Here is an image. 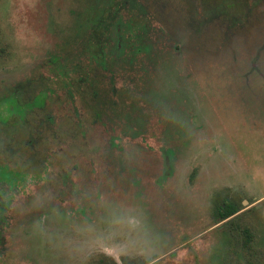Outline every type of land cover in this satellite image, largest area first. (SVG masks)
I'll return each mask as SVG.
<instances>
[{"label":"rangeland","instance_id":"1","mask_svg":"<svg viewBox=\"0 0 264 264\" xmlns=\"http://www.w3.org/2000/svg\"><path fill=\"white\" fill-rule=\"evenodd\" d=\"M110 2L0 0V264H264V0Z\"/></svg>","mask_w":264,"mask_h":264},{"label":"trees","instance_id":"2","mask_svg":"<svg viewBox=\"0 0 264 264\" xmlns=\"http://www.w3.org/2000/svg\"><path fill=\"white\" fill-rule=\"evenodd\" d=\"M113 4L114 2L111 0L110 5L103 9L100 18L91 27V35H93V38L97 35V31L99 29L102 30L106 24V20L111 13L110 10L112 9ZM92 41L96 40L94 39ZM42 95L43 94L40 93L39 97L34 99L33 105H38ZM12 114H14V108L10 106V103H8L6 99H0V126L7 124ZM16 167L17 164L14 162L3 161L0 163V224L3 223L4 216L8 212L15 197L21 193L19 188H22L26 182L25 177L19 173L21 170ZM218 211L217 222H222L237 212L234 208L226 205L224 207L219 206Z\"/></svg>","mask_w":264,"mask_h":264}]
</instances>
